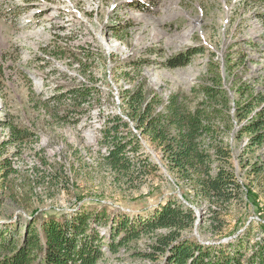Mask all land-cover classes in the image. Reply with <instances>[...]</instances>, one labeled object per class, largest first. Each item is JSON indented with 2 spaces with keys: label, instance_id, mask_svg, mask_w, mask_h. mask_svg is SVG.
Segmentation results:
<instances>
[{
  "label": "rangeland",
  "instance_id": "obj_1",
  "mask_svg": "<svg viewBox=\"0 0 264 264\" xmlns=\"http://www.w3.org/2000/svg\"><path fill=\"white\" fill-rule=\"evenodd\" d=\"M3 3L0 0V59L8 42L9 26ZM171 3L172 50L187 41L191 33V41L181 45V49L195 45L201 50L193 54L187 64L168 69L165 89L172 93H188L207 75L211 66L209 59L216 64L215 56L219 54L221 61L216 64L217 70L223 77L230 101L243 102L236 88L239 84L245 85L248 90L244 98L251 100L253 97L254 110L264 112L263 0H171ZM72 26L78 29L77 24ZM187 30L190 31L188 38ZM252 34L258 36L252 39ZM71 39L74 60L80 61L83 68L89 70L88 86L85 88L88 90L85 95L89 98L82 100V106H77V100L44 102L30 87H10L14 72L3 68L0 62V127L13 124L28 130L25 140L0 147V159L9 153L12 146L20 153L15 161V171L6 181V188L0 189V222L20 218L23 223L34 215L38 221L51 214L63 218L76 210L95 212L101 208L106 209L110 216L126 214L134 218L148 215L150 212H146L170 196L192 207L189 201L191 190L176 182L163 165H158L157 162H161L160 150L149 139L144 146L134 135L132 137V131L124 125L118 129V135L129 139L126 156L132 165L128 176H121L103 162L100 149L111 144L107 139L102 140L101 131L100 136L99 131L93 132L99 138L84 140L80 136L81 130L74 129L81 117H86L89 122L102 120V116L98 117L91 111L102 104L107 107L112 105L109 91L112 85H120L121 76L138 80L145 94L152 93V88L142 78L136 60H129L132 67L124 74L118 54L110 52L108 56L100 45L93 46L97 51L85 48L81 44L87 37L77 31ZM249 39L251 43H248ZM244 42L248 47L244 46ZM126 44H130L129 39ZM82 58H85L84 63ZM108 59L114 65L109 72L106 67ZM212 71L215 72L213 68ZM101 97L105 98L102 104L99 102ZM124 110L128 112L126 105ZM79 114L81 117L75 116ZM238 130L231 128L222 134V138L232 144V165L241 185V199L233 200L226 206L199 199V205L193 207L196 216L194 227L184 235L202 245H218L235 240L248 228L251 240L247 246L249 254L264 236V141L249 147L243 143L249 134L242 133L239 138ZM2 133L0 128V137ZM40 136L46 142L43 147L39 143ZM213 216L222 219L221 233L215 232L209 225ZM164 232L159 230L157 234ZM151 238L150 235L141 236L129 248L125 247L122 253L123 247L120 246L115 255L105 256L100 264H146L141 260L143 256L133 252L149 250Z\"/></svg>",
  "mask_w": 264,
  "mask_h": 264
},
{
  "label": "trees",
  "instance_id": "obj_2",
  "mask_svg": "<svg viewBox=\"0 0 264 264\" xmlns=\"http://www.w3.org/2000/svg\"><path fill=\"white\" fill-rule=\"evenodd\" d=\"M199 49L197 46L186 47L175 53L167 66L174 68L187 64ZM209 62L211 66L205 78L195 83L188 93H171L164 113L154 112L157 97L153 93L145 94L141 84L125 98L131 116L142 127L141 133L160 150L162 165L176 182L191 190L192 207L170 196L146 212H150L148 215L134 218L126 214L110 216L101 208L95 212L76 210L63 218L51 214L38 221L34 215L23 223L20 218L0 222V264H95L101 257L97 226L108 227V248L112 254H116L120 246L129 248L141 236L150 235L149 250L135 251L134 255L161 259L162 264H264V236L247 254L251 241L248 228L235 240L218 245H202L184 235L194 227L193 207L199 205V199L214 201L220 206L241 199V185L232 165V144L222 138V134L232 128V119H245L237 137L240 138L242 133L249 134V147L264 141V112L254 110L253 97L251 100L244 98L248 86H237L236 91L243 102L234 101L232 116L223 77L217 70V63L211 59ZM118 124L114 120L103 130L102 140L107 139L111 144L103 162L113 172L128 176L132 166L126 156L129 139L118 135ZM8 125L10 140L1 141L0 147L28 137V130ZM254 171L258 173L257 169ZM12 173L7 158L2 157L0 189L6 188ZM221 223L220 217L213 216L209 225L221 233ZM159 230L165 232L157 234Z\"/></svg>",
  "mask_w": 264,
  "mask_h": 264
},
{
  "label": "built area",
  "instance_id": "obj_3",
  "mask_svg": "<svg viewBox=\"0 0 264 264\" xmlns=\"http://www.w3.org/2000/svg\"><path fill=\"white\" fill-rule=\"evenodd\" d=\"M5 8L6 21L8 22L7 45L0 62L3 68L13 70V86H27L44 102L66 100L74 102L77 100L82 106L87 93L89 70L83 68L80 61L74 60V44L71 39L74 31L84 34L87 39L81 45L90 50L97 51L94 45H100L105 53L118 54L122 62V71L128 72L132 66L129 60H136L142 78L146 79L156 95L157 102L154 112L164 113L168 104L171 91L166 88V79L169 75L167 61L177 52L183 50L181 45L189 43L191 34L187 41L177 45L172 50L171 0H2ZM77 24L73 28L72 24ZM248 33H252L248 31ZM258 35L252 34L250 38L255 39ZM130 44H126V40ZM251 39L248 43H251ZM187 42V43H186ZM254 42V41H253ZM191 46V45H190ZM244 46L248 47L244 42ZM189 47V46H186ZM193 47H196L195 45ZM215 59L221 61L219 54ZM83 63L85 58H82ZM114 66L110 59L106 65L107 71ZM106 73V70H105ZM131 74V73H130ZM168 74V75H167ZM19 76L18 79H15ZM138 80L121 76L120 85H112L109 91L111 106L102 104L104 97L99 98L102 104L100 108L91 111L96 116H102V120L89 122L81 114L74 129L81 130L80 136L87 140L98 135L103 137V130L117 120L118 129L124 125L131 130V135L139 139L142 145H146L148 137L141 133L139 127L131 116L129 109L124 112L126 104L124 94L131 92L138 86ZM74 98V99H73ZM0 98V107H1ZM82 102V103H81ZM235 112L234 102L230 103V113ZM75 114V113H74ZM72 115V114H71ZM87 116V115H85ZM108 121L106 122V120ZM109 119H112L109 121ZM245 119H232V129H239ZM31 125L30 123H26ZM3 129L1 141L10 140L9 125L0 127ZM93 129V130H92ZM99 131L98 135L93 132ZM120 134V132H119ZM99 138V137H98ZM25 140V139H24ZM0 141V142H1ZM23 141V140H22ZM244 138L243 143H247ZM18 144L10 141L7 144ZM42 147L45 145L44 138L39 137ZM111 145H105L100 149L102 156L108 155ZM3 157V156H2ZM13 171L15 161L20 153L11 147L9 153L4 156ZM162 160V158H161ZM162 162V161H161ZM158 161L161 167L162 163ZM97 232L101 240V257L95 264H100L105 256L112 254L108 248L109 230L107 226H97ZM125 247L121 248V252ZM115 255V254H113ZM146 264H162L160 260L142 257Z\"/></svg>",
  "mask_w": 264,
  "mask_h": 264
},
{
  "label": "bare ground",
  "instance_id": "obj_4",
  "mask_svg": "<svg viewBox=\"0 0 264 264\" xmlns=\"http://www.w3.org/2000/svg\"><path fill=\"white\" fill-rule=\"evenodd\" d=\"M186 33H187L186 38H188L190 31L187 30ZM184 40H185V38H184Z\"/></svg>",
  "mask_w": 264,
  "mask_h": 264
}]
</instances>
